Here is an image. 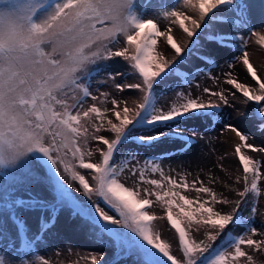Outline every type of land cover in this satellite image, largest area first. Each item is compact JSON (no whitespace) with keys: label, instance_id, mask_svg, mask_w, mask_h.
Returning <instances> with one entry per match:
<instances>
[{"label":"snow or ice","instance_id":"6c2138e0","mask_svg":"<svg viewBox=\"0 0 264 264\" xmlns=\"http://www.w3.org/2000/svg\"><path fill=\"white\" fill-rule=\"evenodd\" d=\"M232 3L233 0H183V9L189 14L184 10L165 12L164 17L172 18L171 23L178 24L186 34L188 40L182 46L171 27L164 31L153 19L140 20L129 14L132 0H62L51 12H46L43 0H0V165L14 164L30 152L40 153L45 163L55 170L57 196L91 229L95 239L107 238L120 255L134 258L136 264H159L160 260L163 264H241L242 260L253 264V257L245 248L264 249V239L253 238L264 236V232L252 226L248 218H244L247 228L244 234L233 237L228 229L241 219L238 211L244 198L250 193L260 196V182L264 180V161L245 155L244 150L264 152V146L250 142L239 127L223 125L239 138L234 152L244 184L243 191L237 193L240 199L228 213L217 210L214 205L230 201L218 198L203 181L193 180L189 184L182 177L178 182L165 174L160 162L145 157L143 166L137 167L132 162L139 163L138 154L122 152L132 142L152 148L177 140L190 149L196 133L187 130L189 134L185 135L182 123L217 115L210 110H218L219 104L183 94V102L173 103L165 110L158 105L155 90L173 73L181 75L176 71L177 65L194 52L189 42L195 44L197 52L206 49L200 62L210 63L216 51L227 50L231 41L224 22L211 28L210 22L219 19L221 6ZM215 30L217 34L205 36ZM252 35L264 47V34L253 32ZM121 36L128 47H117L122 44ZM160 37L166 38L167 47L179 59L170 60L157 51ZM208 41L214 43L209 45ZM237 51L241 55L234 57L228 68L242 61L248 82L233 78L229 71L223 74L224 83L231 86L228 91L235 99L255 104L264 121V74L252 64L246 41L240 42ZM114 58L127 62L131 80L117 82L116 77H123V73L101 67ZM94 72L100 76L97 85L111 81L118 92L136 89L143 93L135 111L127 106L120 108L123 101L115 96H111V107L98 106L108 103L111 94H93ZM182 78L186 83L194 79L188 73ZM204 92L218 97L225 106L230 104L224 91L204 88ZM89 99L95 103L85 107ZM109 113L115 120L109 118ZM261 128L264 129V123ZM104 132L112 134V138H106ZM90 141L98 142L95 151L99 157L95 161L91 159ZM162 150L167 153L166 148ZM77 164L80 169L90 170L94 187L85 175L75 170ZM148 170L158 173L160 179H146ZM125 171L130 178L138 176L137 184L151 185L153 190L145 187L141 198L138 187H128L121 181ZM65 174L79 183L88 197L87 203L73 194V185ZM188 191L203 193L208 199L189 198L183 194ZM93 195L114 209L119 218L93 200ZM153 197L161 204L165 227L174 230L182 255L171 251L172 244L154 227L152 222L156 217L149 211ZM256 211L253 207V214ZM185 221L189 226L195 223L215 229L207 233L208 243L192 239ZM218 239L223 243L214 247ZM225 245L231 250H226ZM102 252L90 255V264H104Z\"/></svg>","mask_w":264,"mask_h":264},{"label":"rangeland","instance_id":"374dc122","mask_svg":"<svg viewBox=\"0 0 264 264\" xmlns=\"http://www.w3.org/2000/svg\"><path fill=\"white\" fill-rule=\"evenodd\" d=\"M235 1L240 2L243 0H233V2ZM258 1L261 5H264V0ZM61 2L62 0H43V6L46 12H51ZM234 6V3L221 6L222 11L217 14L219 19L211 20L210 28L212 25L219 24L220 21H223L227 36L230 37L229 40L234 46L233 49H231L232 47H227V50L235 51L237 56H240L241 54L237 51L236 47L238 43L234 38L236 28L234 30L231 29L233 24H229L228 21L230 8ZM172 10H184L185 14H189L186 9H183V0H180L179 4H177V0H132L129 14L140 20L153 19L159 23L162 30L163 26L166 28L171 27L173 30L172 34L175 36L177 42L184 46L185 41L188 40L186 34L182 33L178 24L171 23L172 18L169 17L166 19L164 17L165 12ZM253 27L259 31H262L264 28L261 25H253ZM217 33L218 30H215L212 33H205V36ZM231 36L233 37L232 40ZM120 39L122 44L117 47H128L122 36ZM199 39L204 40V37H200ZM213 43L214 41H208L210 45ZM188 46L193 47V54L186 56L177 65L176 71L181 75L173 73L165 82L157 86L155 90L158 98L157 103L167 110L173 103L183 102L181 100V94H183L187 98L199 99L202 102L212 101L219 104L220 108L218 110H210L217 113V115L212 117H199L196 120H185L182 123L181 126L186 130L185 135L189 134L187 130H194L196 133V139L191 142L190 149L183 147V142L177 140L169 141L162 146L152 148L141 145L139 142H132L126 148L122 149V152H135L138 154L140 157L139 163L132 162L133 164H137V167L143 166L145 157L158 162L163 160L160 163L165 174L173 177L178 182L182 177L187 180V177L193 169H198L199 171L207 170V165L209 164L218 166V172L224 174L226 170L223 165L226 157L229 156L230 162L235 165L234 169H229L228 172H231V175H233L231 176V180L235 182L233 183L232 193L236 201L240 199L237 193L244 189L242 169L239 166L234 152L235 145L239 142L236 141L238 137L233 135V132L230 130L224 129L223 125L233 124L239 127L248 136L250 142L260 147L264 146V129L261 128V124L264 121L261 120L258 110L252 111L245 107L239 108V102H243V99H235L230 94L228 90L231 86L224 83L225 79L217 80L216 78L210 77V67L205 62H200V56L206 49L201 48L197 52L194 43L189 42ZM261 48L264 50V47ZM254 49L252 51L256 53V48ZM157 51L163 53L170 60L179 59L175 57L174 51L170 47H167L165 37L158 38ZM101 67L109 71L123 73V77H116L117 82L124 83L132 78V74L129 72V66L123 58H114L111 63L102 64ZM185 73L194 77L191 83H186L182 78V75ZM99 79L100 76H96L94 72L93 94L100 96L101 92H108L111 95L108 103L99 104L98 106L102 108L111 107V96H115L123 101L119 105L120 108L127 106L129 109L135 111L136 105L142 100L143 93L136 89H128L121 93L115 89L111 81H108L106 84L97 85L96 81ZM204 88H210L212 91H224L230 104L227 106L223 105L218 97L205 93ZM239 95L237 93V96ZM92 103L95 102L89 99L85 107ZM108 115L109 118L115 120V117L111 116L110 113ZM232 116L237 118L234 121L232 120L233 122L230 121ZM214 121L217 123L220 122V125H217ZM229 133H232L230 141L224 142ZM103 134L106 138H112V134L110 133L104 132ZM97 143L96 141L89 142V147L93 151V156L91 157L93 161L99 157V153L95 151ZM223 145L228 148L230 155L222 151L221 148ZM163 148L167 149L166 154H164ZM244 154L264 161V152L253 153L244 150ZM69 160L71 161L70 156ZM75 170L85 175L90 186H95V181L92 180L90 170L80 169L78 164ZM60 171H63V169ZM54 172L55 170L51 169L50 165L45 163V159L38 152L27 153L14 164L0 165V264L9 262L10 255L8 256L9 258L7 257L6 262H2L1 258L3 254L9 253L14 255V264H66L67 260L70 261L69 264H82L80 262L82 253L86 255H100L101 251H103L102 255L105 258L104 264H136L134 258L120 255L113 245L107 241V238H105V241H102L95 239L91 235V229L86 228L81 218L74 213L73 209L65 204L62 197L57 196ZM145 176L146 179H160L158 173L152 174L150 170L145 172ZM65 178L73 185V194L82 202L87 203L88 197L84 195L79 183L77 181H71L68 174H65ZM121 181L126 182V186L128 187H138L141 192V198H143V189L145 187L153 190L151 185L137 184L138 176L136 178H130L128 171L122 173ZM260 189V196L257 197L255 194L250 193L241 202L238 211L241 219L237 224L230 225L228 229V232L233 237L242 235L247 231L244 218H248L252 226L264 232V180L260 182ZM183 194L192 199L197 198V196L200 199H208L205 194H198L194 191L183 192ZM92 199L99 202L110 215L119 218L115 210L103 202L102 199L94 195ZM152 199L154 203L149 211L150 214L156 217L152 222L154 227L161 233L162 238L166 242L172 244L171 251L177 253L178 256L182 255L178 251V240L175 238L174 230L165 227L167 222L161 204L156 203L154 197ZM219 204L221 203L215 205ZM233 207H235V204L233 206L230 205L228 211L222 212H231ZM253 207L257 209L255 214L252 212ZM184 226L188 228L192 239L204 241L205 243H208L207 233L215 231V229L209 226L196 225L195 223L189 226L187 221L184 222ZM121 231L127 230L121 229ZM226 236L227 233L225 234ZM253 238L264 239V236L258 235ZM222 243L223 240L218 239L214 242V247H219ZM225 249L231 250L227 248V245H225ZM245 251L253 257V264H264V249L255 251L245 248ZM83 264H90V260H83ZM159 264H163V261L160 260ZM241 264H246V261L242 260Z\"/></svg>","mask_w":264,"mask_h":264},{"label":"bare ground","instance_id":"6f19581e","mask_svg":"<svg viewBox=\"0 0 264 264\" xmlns=\"http://www.w3.org/2000/svg\"><path fill=\"white\" fill-rule=\"evenodd\" d=\"M235 4L234 7L230 8V12L228 14L229 16V24H233L231 26V29H235V41H237L238 45L237 48L240 46L241 41L247 42V50L250 54V60L254 67L257 69L258 72L261 74H264V50L257 45L256 40L257 36H253V32H259L264 34V28L262 31H259L258 29L252 28V26L261 25L264 27V5H261V3L258 0H243L240 2H233ZM168 28L163 26V30H167ZM232 34V33H230ZM230 37H228L229 39ZM231 36V40H232ZM210 45V44H209ZM218 47V46H217ZM227 47L234 48L232 43H229ZM235 47V48H236ZM256 53H253L252 50H255ZM212 50V49H211ZM240 52V51H239ZM241 54V52H240ZM234 57H237V53L235 51L230 50H223V51H216L215 54L211 57L212 62H205L209 68V75L212 78L219 79H226V77L223 75L225 72L231 71L233 73V78H239L241 81L248 82L246 79V71L243 68L242 61H236V65L229 69L228 63L233 60ZM254 83V82H253ZM248 108L252 111H257V108L255 104H247L244 103V101L239 102V108ZM237 118L235 116L231 117L230 121H234ZM232 121V122H233ZM217 125H220V122L217 123L214 121ZM232 133L227 134V138H225L224 142L230 141V136ZM233 135H235L233 133ZM262 140V139H261ZM236 141L239 142V138H236ZM134 147V146H133ZM223 152H225L227 155H230V151L227 147L223 145L221 148ZM166 160V159H164ZM161 160L160 162H162ZM230 162V157H226V161L224 162V169L226 172L224 174H220L218 172V166L216 165H207V170H201L193 169L191 170L190 175L187 177V180L191 184L193 180L203 181L205 186L211 187L217 194L218 198H221L222 200H229V203H221L219 205H215L214 207L218 209L219 211H228L230 205H234L235 198L234 194L232 193L233 183L234 181L231 180V172L228 170L234 169L235 165L231 163L229 166L228 164ZM233 166V168H232ZM193 173V175H192ZM196 173V175H194ZM218 184V185H217ZM199 186V184L197 185ZM205 198V197H204ZM234 198V200H233ZM10 255V258L8 257ZM7 257L9 258V262L6 264H14V255L12 253L9 254H3L1 256L2 262H6ZM88 257L90 255H86L85 253H82L80 256V262L83 264L84 261L90 260ZM70 261L67 260L66 264H69Z\"/></svg>","mask_w":264,"mask_h":264}]
</instances>
